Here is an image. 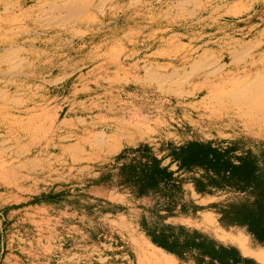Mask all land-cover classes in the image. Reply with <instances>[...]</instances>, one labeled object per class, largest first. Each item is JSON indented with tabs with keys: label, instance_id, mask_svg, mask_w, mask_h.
Masks as SVG:
<instances>
[{
	"label": "rangeland",
	"instance_id": "374dc122",
	"mask_svg": "<svg viewBox=\"0 0 264 264\" xmlns=\"http://www.w3.org/2000/svg\"><path fill=\"white\" fill-rule=\"evenodd\" d=\"M180 1L110 0L112 22L101 24L91 9L87 27L73 22L25 33L29 42L19 47L18 63L1 60L0 52V264H190L137 228L140 206L151 205V197L133 200L116 188L89 184L111 167L115 151L125 144L146 141L159 148L192 138L264 142L219 122L203 107V95L187 97L205 84L204 69L164 86L147 78V69H190L188 54L170 48L181 39L217 54L238 43L256 44L264 30L259 25L264 6L246 9L264 0ZM217 39L219 44L205 45ZM186 190L204 205L228 198L198 195L189 182ZM119 202L128 212H102ZM208 211L212 218L175 215L165 221L223 241L237 238L250 249L241 248L246 255L264 264V245ZM118 239L132 240L137 257L129 244L113 243ZM252 252L262 253V259Z\"/></svg>",
	"mask_w": 264,
	"mask_h": 264
},
{
	"label": "trees",
	"instance_id": "16d2710c",
	"mask_svg": "<svg viewBox=\"0 0 264 264\" xmlns=\"http://www.w3.org/2000/svg\"><path fill=\"white\" fill-rule=\"evenodd\" d=\"M247 144L243 139L225 144L192 138L179 145L168 142L155 148L142 141L115 155L111 167L89 184L116 188L133 200L152 197L151 205L142 206L144 213L136 226L155 245L175 254L182 262L262 264L208 232L150 218L162 216V211L196 216L198 210L211 208L222 225L245 228L256 243L264 245V142ZM159 153L163 156L159 157ZM168 158L170 163L164 164ZM173 163L177 165L175 170L171 168ZM188 182L200 194L228 195V198L199 206L188 197L184 188ZM128 210L125 205L112 204L102 212L126 213ZM113 243L129 244L128 251L136 255L131 242L118 239Z\"/></svg>",
	"mask_w": 264,
	"mask_h": 264
},
{
	"label": "bare ground",
	"instance_id": "6f19581e",
	"mask_svg": "<svg viewBox=\"0 0 264 264\" xmlns=\"http://www.w3.org/2000/svg\"><path fill=\"white\" fill-rule=\"evenodd\" d=\"M109 1L0 0V52L4 55L1 60L8 59L18 63L20 60L17 55L19 47H25L29 42V39L24 37L25 33L37 31L39 27L54 31L73 22H77L81 28L89 26L91 16L86 13L91 9L98 14L97 17L101 24L105 25L107 20L112 22L115 4ZM186 1L189 0H181L179 4ZM257 4L264 6L260 1H254L246 11ZM203 10L204 8L200 9L201 12ZM262 17L264 18V15ZM259 25L264 27L263 22ZM253 31L254 29H251L245 36L251 35ZM65 33L67 32L63 31L60 34ZM10 34L12 37L9 36ZM261 34L262 36L254 45L238 43L235 47L224 49L220 54L215 53L209 47L190 45L181 39L176 47L170 48L176 50L178 55L188 54L187 62L190 64V69H186L187 65H185L167 72L169 68L157 67L153 70L147 69L148 77H146L164 86L183 82L194 75L197 70L204 69L205 84L193 90L187 97L203 95L201 101L203 107L208 109L211 115L219 118V122L264 138V30L257 35ZM216 35L217 32L213 37ZM219 42L220 39L212 40L205 45L219 44ZM182 69L185 71H178ZM234 241L245 253L251 252L243 241L237 238ZM252 253L262 259V253Z\"/></svg>",
	"mask_w": 264,
	"mask_h": 264
},
{
	"label": "crops",
	"instance_id": "0c3cea01",
	"mask_svg": "<svg viewBox=\"0 0 264 264\" xmlns=\"http://www.w3.org/2000/svg\"><path fill=\"white\" fill-rule=\"evenodd\" d=\"M129 146H134V145H127V144H125V145H123V146H121L119 149H117L116 151H115V155H117V154H119L125 147H129ZM163 156V153H159V157H162ZM167 160V159H166ZM166 160L164 161V164H168V163H170V161H171V159H170V161L168 162V163H166ZM173 164H176V163H173ZM171 168H172V165H171ZM172 169H174V168H172ZM176 169H177V166H176ZM175 170V169H174ZM178 174V173H177ZM189 183H191V182H189ZM192 184V186H193V189H194V191L196 192V194H198V195H201V196H212V195H218V194H200V193H198L196 190H195V187H194V185H193V183H191ZM186 185H188V183H185V185H184V188L186 189ZM116 191H117V193H120V194H125V195H127V196H129V194H127V193H123V192H120V191H118L117 189H116ZM130 197V196H129ZM143 198H146V197H143ZM143 198H141V199H143ZM152 198V197H151ZM153 199V198H152ZM138 200H140V199H138ZM153 202H154V199H153ZM152 202V203H153ZM198 202V203H197ZM197 202H195L197 205H199V206H208V205H210V204H212V203H214V202H212V203H210V204H208V205H204L203 203H201V202H199V201H197ZM119 204H121V205H125L124 203H120L119 202ZM126 206V205H125ZM144 206V205H143ZM149 206V205H148ZM128 207V206H127ZM141 207V209H142V206H140ZM130 209V208H129ZM209 209H211V208H204V209H201V210H198V212H197V214L196 215H200V216H204V218L206 217V218H212V212L211 211H208ZM212 210V209H211ZM163 212H165L166 214H164V216L162 215V213ZM117 213H123V214H125L124 212H117ZM117 213H112V214H117ZM142 213H144V211H143V209H142ZM141 213V214H142ZM162 213H161V215H162V217H164V221H162V223H170V224H174V223H171V222H166L165 221V219H167L168 217H170V216H175V215H170V214H167V212L166 211H162ZM111 214V213H110ZM148 214V213H147ZM177 216H183L184 218L186 217H189L190 219H193L194 218V216H188V215H185V214H177ZM152 220H156L155 218H157V217H150ZM219 220V219H218ZM158 221V220H157ZM220 222V221H219ZM175 225H184V224H175ZM184 226H186V225H184ZM188 227V226H187ZM137 228L138 229H140L138 226H137ZM191 228H196V229H199V228H197V227H191ZM242 229H244L246 232H247V230L245 229V228H242ZM199 230H201V229H199ZM142 231V230H141ZM203 231V230H202ZM204 232H206V231H204ZM142 233L144 234V236L146 237V238H148L146 235H145V233L142 231ZM209 234H211L212 236H214L215 238H217L218 240H220V241H222V242H224V243H230V244H233V245H235V246H237L240 250H241V252L244 254V255H246L244 252H243V250L241 249V247L238 245V243L237 242H234L233 240H231L230 239V241H223L220 237H218L217 235H215V234H212V233H210V232H208ZM248 233V232H247ZM239 235V234H238ZM240 235H242V234H240ZM247 235H250L249 233L247 234ZM247 235L246 234H243L242 236H244V237H247ZM148 240L151 242V243H153L151 240H150V238H148ZM131 243H132V240H131ZM154 244V243H153ZM155 245V244H154ZM157 246V245H156ZM158 247V246H157ZM161 248V247H160ZM163 249V248H162ZM166 251V250H165ZM168 252V251H167ZM170 253V252H169ZM171 254H173V253H171ZM173 255H175V254H173ZM176 256V255H175ZM246 256H250V255H246ZM250 257H252V256H250ZM176 258L178 259V261H181L177 256H176ZM254 258V257H253ZM182 262V261H181ZM183 263H185V262H183Z\"/></svg>",
	"mask_w": 264,
	"mask_h": 264
}]
</instances>
